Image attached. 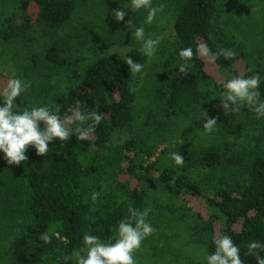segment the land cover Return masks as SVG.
<instances>
[{
  "label": "rangeland",
  "instance_id": "obj_1",
  "mask_svg": "<svg viewBox=\"0 0 264 264\" xmlns=\"http://www.w3.org/2000/svg\"><path fill=\"white\" fill-rule=\"evenodd\" d=\"M177 1L152 0L153 6L164 4L165 7L148 24L145 23L148 9L133 11L131 0H78L71 21L62 29H51L35 23L37 8L33 0H29L27 14L34 20L33 29L14 41L6 42L0 38V84L13 76L28 82L30 87L19 97L21 104L17 99L15 103L18 107L26 102L30 109L33 106H55L58 96L78 84L86 68L96 59L124 57L132 50L143 52L142 41L134 36L136 28H144L145 38L164 36L155 56L148 58L143 70L134 75L137 100L133 123L114 132L111 141L102 149L99 162L104 187H113L123 193L128 187L138 185L145 186L147 190L141 210L151 208L148 222L156 232L146 238L141 249L134 254L137 264H207L206 256L211 253L200 232L199 214L203 218L208 214L202 198L177 197L165 189L158 179L162 161L145 183L127 172L119 175L126 141L135 140V160L146 165L158 158H166L168 164H176L172 150H189L192 162L188 165V174L207 191L241 183L246 163L264 146V117L257 119L254 111L241 112L235 106L236 110L224 112L221 104V114L225 118L217 120L214 133L204 132V112L208 117L213 101H222L226 94V90H218L213 81H207L205 85V90L210 93L209 100L197 110L188 115L167 114L165 100L169 74L165 62L183 63L180 57L174 56ZM21 2L0 0V29L9 16L15 15L17 23L24 20L26 13ZM118 8L127 13L124 21H116L112 17V10ZM213 37L222 49L244 55L234 65L238 73L248 71L247 64L259 65L264 71V0H221ZM55 44L67 60L66 65H54L46 60L47 50ZM103 44L110 47L102 50ZM204 60L208 75L217 84L224 85L232 78L215 62ZM208 147L220 148L227 156L240 153L245 165L205 168L199 157L201 151ZM131 155L134 156L133 153ZM185 164L184 161L182 165ZM29 204V193L16 165L7 164L0 152V264H12L11 243L22 233L29 219ZM66 263L72 264V261Z\"/></svg>",
  "mask_w": 264,
  "mask_h": 264
},
{
  "label": "trees",
  "instance_id": "obj_2",
  "mask_svg": "<svg viewBox=\"0 0 264 264\" xmlns=\"http://www.w3.org/2000/svg\"><path fill=\"white\" fill-rule=\"evenodd\" d=\"M33 2L37 8L35 23L51 29L64 28L73 18L78 5V0ZM220 2L221 0L177 1L174 21L177 46L174 56L180 57V50L188 47L193 49L194 56L190 61L183 60L189 66L187 75L179 73V65H175L173 60L165 62L169 74L165 100L169 116L188 115L202 106L210 97V93L205 90V85L210 81H213L218 90L224 89L223 85L217 84L208 75L204 58L195 52L200 43H206L214 53H219L222 49L213 37ZM29 7V0H22L21 8L26 16L21 23L16 22L15 15L5 19L0 29L3 41L23 38L33 29L34 20L27 14ZM108 47L109 44L101 45L102 50ZM129 56L144 66L149 61L139 50H132L124 57H100L86 68L78 84L57 98L54 107H58L62 114L73 107L77 100L81 102L83 110L103 114L91 138L81 140L74 133L68 141L57 140L50 144L46 156L36 155L35 149L30 147L26 153L28 160L16 165L27 187L30 204L29 219L22 233L11 243L12 264H60L61 258L71 255L74 249L84 248L85 235L92 234L108 240L114 235L118 222L129 215V207L142 209L147 198L145 186L128 187L125 193L113 187H104L99 163L101 151L111 141L114 132L127 128L135 119L137 92L133 85L135 74L126 65ZM243 57V54L230 59L219 56L215 63L231 74L232 78L237 75L248 77L258 74L261 78L258 91L260 99L264 100L262 68L247 64L248 71L242 74L234 69L235 63ZM45 58L54 65L67 64L56 44L47 50ZM34 60L37 58L34 57ZM17 100L21 104L19 97ZM2 102L0 98V103ZM28 106L25 102L16 110H23ZM220 107L221 100L215 99L208 117L223 120L225 116L221 114ZM235 108L246 113L253 111L243 102H238ZM262 136L264 138V129ZM135 147V140H128L124 144L118 174L127 172L139 182L145 183L162 161L158 179L169 193L177 197L203 199L208 216L203 218L199 214L200 232L208 251H215V237L228 235L240 247L245 264H256L255 257L248 254L247 245L254 241L264 243V146L252 155L246 165L240 153L227 156L217 147L202 150L199 161L205 168L223 165L246 167L241 183L230 187L220 186L214 191H207L189 176L188 165L192 162L189 150H172V154L180 153L183 156L187 163L185 165L168 164L166 158H158L146 165L135 160ZM97 191L100 196L93 202L91 194ZM43 232L53 234L51 243L45 244L39 240L38 237ZM256 251L264 256V251Z\"/></svg>",
  "mask_w": 264,
  "mask_h": 264
},
{
  "label": "clouds",
  "instance_id": "obj_3",
  "mask_svg": "<svg viewBox=\"0 0 264 264\" xmlns=\"http://www.w3.org/2000/svg\"><path fill=\"white\" fill-rule=\"evenodd\" d=\"M165 5L153 6L152 0H131L133 11L148 9L145 23L151 24L158 12H162ZM126 11L123 8L113 9L112 17L116 21H124ZM127 22H130L129 20ZM134 36L142 41V50L148 58L155 56L159 44L164 39L163 35L145 38L144 28H136ZM195 52L202 58L215 62L219 56L230 59L236 53L230 49H220L214 53L206 43L198 44ZM179 56L184 61L193 59L194 51L191 47L181 49ZM126 65L133 74L140 73L144 65L136 62L132 57H127ZM179 73L188 74V64L181 63ZM260 76L237 75L228 79L223 87L226 94L221 101L222 109L234 111L238 102L245 103L256 114L257 119L264 117V100L260 99L258 91ZM30 84L13 76L5 83L0 84V152L9 165L19 166L28 160L26 155L30 147L34 148L36 155L46 156L49 145L54 141H68L75 133L81 140L89 139L95 132L96 126L103 118L97 111L83 110L81 102L76 101L67 112L61 113L58 107L52 105L33 106L30 109L16 110V99L28 90ZM203 130L212 134L217 128V119L207 117ZM172 159L177 165H182L184 158L180 153H173ZM100 193L93 192L91 198L95 202ZM151 208L129 207L128 216L118 222L115 235L112 239L102 240L100 237L87 234L83 237L84 248L74 249L70 256H64L60 264L72 261V264H137L134 254L141 249L143 241L156 232L148 222ZM52 235L43 232L39 240L45 244L51 243ZM215 251L206 256L207 264H245L241 258V249L228 235H218L214 238ZM249 255L256 259V264H264V256L256 250L264 251V243L254 241L247 245Z\"/></svg>",
  "mask_w": 264,
  "mask_h": 264
}]
</instances>
